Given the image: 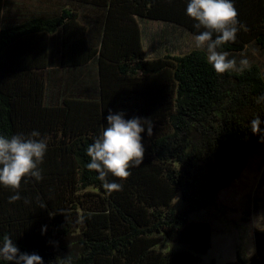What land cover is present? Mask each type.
I'll return each mask as SVG.
<instances>
[{
  "label": "trees",
  "instance_id": "obj_1",
  "mask_svg": "<svg viewBox=\"0 0 264 264\" xmlns=\"http://www.w3.org/2000/svg\"><path fill=\"white\" fill-rule=\"evenodd\" d=\"M54 1L65 5L0 0V135L38 131L48 143L43 179L0 185V240L10 236L43 264H216L201 260L210 225L189 214L214 203L264 145L249 126L259 115L264 130L260 66L216 74L202 49L147 58L138 20L197 35L189 0ZM233 3L243 27L221 50H264V0ZM110 111L148 122L142 163L126 180L109 174L122 190L108 193L86 150ZM16 191L21 199L10 203ZM177 195L182 210L172 206ZM162 241L181 248L159 250ZM253 241L248 259L237 253L224 264H264V227Z\"/></svg>",
  "mask_w": 264,
  "mask_h": 264
},
{
  "label": "clouds",
  "instance_id": "obj_2",
  "mask_svg": "<svg viewBox=\"0 0 264 264\" xmlns=\"http://www.w3.org/2000/svg\"><path fill=\"white\" fill-rule=\"evenodd\" d=\"M186 15L196 23L194 27L203 29L194 36L196 48H206L207 63L216 74L229 71H244L251 67L250 61L243 58L237 61L230 59V53L223 51L222 46L236 40L239 25L238 11L233 0H189L186 6ZM215 36V38H213ZM264 102V93L256 98V103ZM107 126L101 135L87 147L86 154L90 161L86 167L98 173L97 179L102 182L103 188L111 193L121 191L122 184L109 182L111 174L119 180H126L133 166H139L144 156L141 133L145 131V124L134 117L125 120L122 113L106 117ZM262 120L257 115L250 120V129L253 134H260L264 142V130L260 128ZM148 135H151V124L147 126ZM48 149L46 138H41L38 131H32L27 136L17 133L10 137L0 135V185L18 190L21 181L28 176L36 180L43 179V163ZM21 199L19 191L9 197V202ZM25 199V203H27ZM40 207H44L41 203ZM0 260L8 264H43L42 258L33 253H21L10 236L4 235L0 240ZM64 264H69L65 260Z\"/></svg>",
  "mask_w": 264,
  "mask_h": 264
},
{
  "label": "rangeland",
  "instance_id": "obj_3",
  "mask_svg": "<svg viewBox=\"0 0 264 264\" xmlns=\"http://www.w3.org/2000/svg\"><path fill=\"white\" fill-rule=\"evenodd\" d=\"M24 7H42L57 10L65 4L54 0H11ZM142 30V44L147 58H154L165 53L179 55L187 53L195 47L194 34L182 27L170 23L139 19ZM202 50L206 51V48ZM207 53V51H206ZM239 61L247 58L250 64L260 66L264 76V50L250 43L239 53H230ZM172 206L178 210L185 207L177 195ZM190 220L205 221L211 229V243L208 251L201 255L202 262L214 260L216 264H224L234 260L239 253L246 259L254 251L253 230L264 227V145L251 155L241 175L227 188L217 195L214 203L189 214ZM181 246L162 241L157 249L176 251Z\"/></svg>",
  "mask_w": 264,
  "mask_h": 264
}]
</instances>
